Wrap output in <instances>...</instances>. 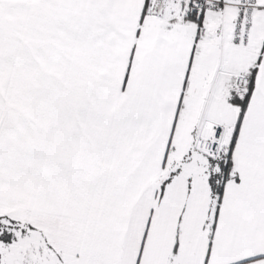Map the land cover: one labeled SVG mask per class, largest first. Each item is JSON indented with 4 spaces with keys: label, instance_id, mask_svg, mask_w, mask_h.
Wrapping results in <instances>:
<instances>
[{
    "label": "snow or ice",
    "instance_id": "snow-or-ice-1",
    "mask_svg": "<svg viewBox=\"0 0 264 264\" xmlns=\"http://www.w3.org/2000/svg\"><path fill=\"white\" fill-rule=\"evenodd\" d=\"M0 264H264V0H0Z\"/></svg>",
    "mask_w": 264,
    "mask_h": 264
}]
</instances>
